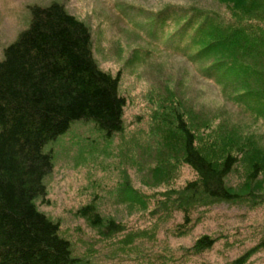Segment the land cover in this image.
Masks as SVG:
<instances>
[{
    "label": "trees",
    "instance_id": "1",
    "mask_svg": "<svg viewBox=\"0 0 264 264\" xmlns=\"http://www.w3.org/2000/svg\"><path fill=\"white\" fill-rule=\"evenodd\" d=\"M211 1L213 10L199 0L193 8L166 5L158 13L163 31H171L166 40L151 46L156 50L138 46L129 57L148 67L179 57L196 79L219 89L220 106L187 103L170 80L153 95L166 98L163 110L150 109L149 123H132V132L146 140L143 154L163 143L178 166L195 173L180 190L122 189L123 199L117 192L115 205L135 202L145 212L138 224L154 218L157 229L158 221H178L165 230L172 238L193 232L197 207L264 205V137H256L264 132V0ZM29 14L28 26L0 60V264H176L174 251L212 253L222 236L203 235L189 248L171 249L154 227L128 234L126 225L104 219L95 200L76 215L96 232V244L72 243L59 221L39 211L38 200L49 203L45 181L54 171L53 145L77 124L92 125L101 141L121 135L128 98L121 93L122 75L100 68L90 27L64 3L33 5ZM262 247L264 238L231 264H250Z\"/></svg>",
    "mask_w": 264,
    "mask_h": 264
},
{
    "label": "rangeland",
    "instance_id": "2",
    "mask_svg": "<svg viewBox=\"0 0 264 264\" xmlns=\"http://www.w3.org/2000/svg\"><path fill=\"white\" fill-rule=\"evenodd\" d=\"M51 1L53 0H0V57L3 48L25 27L26 8ZM58 1L64 3L71 14L88 24L92 30L94 53L100 68L114 76L122 75L121 93L128 98L124 116L127 129L121 135L114 136L107 144H95L94 134L97 133L92 126L75 125L68 135L53 145L54 171L45 181L49 203L44 204L38 200V209L52 220L59 221L66 237L76 244H96V232L76 215L80 207L93 200L100 206L104 219H112L126 225L128 234L133 229L143 230L140 226L146 230L148 227L152 229L156 224L154 218L148 217L151 223H137L139 217H144L145 221L146 216L135 202L134 204L125 200L122 205H115L118 202L117 192L120 191L123 199L122 189L138 192L142 189L150 194L180 190L185 182L195 178V173L187 167L178 166V162L171 159L169 150L163 143L158 144L153 153L143 154L146 140L139 139L141 133L132 132L135 130L132 123L137 120L139 124L149 123V116L153 115L150 109L163 110L166 98L164 101L163 97L153 99V95L156 89L164 91L170 80L175 82V86H172L174 91L181 92L184 98L189 99L187 103L191 101L217 107L220 102L219 93L210 83L196 79L181 60L169 59L157 67H148L138 60L133 63V59L129 57L133 49L142 45L129 30L123 28L124 25L118 20L111 6V0ZM118 1L142 6L147 10H160L168 4L187 5L195 0ZM198 3L213 10L211 0H199ZM133 16L139 18L135 13ZM150 100L153 101L152 104ZM191 105L185 106L190 108ZM153 117L154 121L156 117ZM232 120L236 121L234 117ZM256 137H264V132L258 131ZM86 149L91 156L84 155ZM93 154L96 155L93 157ZM177 216L181 221L182 213ZM193 217L197 226L192 235L179 240L165 233L166 229L172 231L173 226L179 224L178 221L173 222L174 219L169 222L158 221L157 229L156 226L152 229L159 240L164 239L163 242L169 243L168 248L171 249L180 246L189 248L204 234L222 236L212 253L200 257H186L181 252L174 251L176 264H231L264 238V205L251 207L246 204L218 203L206 208L197 207ZM80 238L89 240L81 241ZM250 264H264L263 247L251 259Z\"/></svg>",
    "mask_w": 264,
    "mask_h": 264
}]
</instances>
